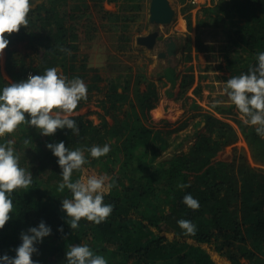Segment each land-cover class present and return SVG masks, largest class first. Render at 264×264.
I'll list each match as a JSON object with an SVG mask.
<instances>
[{
	"label": "trees",
	"instance_id": "trees-1",
	"mask_svg": "<svg viewBox=\"0 0 264 264\" xmlns=\"http://www.w3.org/2000/svg\"><path fill=\"white\" fill-rule=\"evenodd\" d=\"M96 1L95 8L113 4L110 17L122 24L136 17L128 15L129 0ZM132 1L139 8V1ZM228 2L219 4L218 10L206 11L223 26V71L230 78L247 72L256 64V54L264 51V0ZM31 5L29 26L5 34L10 42L0 54V88L55 67L68 79L82 78L88 93L71 117L79 126L78 134L65 129L44 137L22 125L0 137V143L12 141L20 166L33 176L28 189L12 193L14 212L0 229V255L15 256L21 233L44 221L52 233L36 245L38 251L32 259L38 264H65L69 245L81 243L103 255L108 264H217L211 252L229 264H264V137L256 134L255 126L240 118L229 123L202 114L199 124L203 130L195 134L194 142L186 148L179 146L172 156L158 162L169 150L167 137L172 131H163L161 122L151 117L160 100L155 86L140 77L124 79L121 75L108 80L88 66L73 25L86 13L84 0H31ZM204 25L205 21L198 22L195 32ZM186 29L192 31L189 21ZM193 38L186 43L189 67L180 76V96L188 90L194 96L201 94L192 57L210 49L198 33ZM90 115L102 118V126H93L87 119ZM26 138H30L27 145ZM60 141L69 148L111 146L99 159L85 151L90 163L72 177L75 181L82 176L106 175V183L113 184L104 201L113 204V211L99 225L82 219L80 227L71 230L66 223L61 200L71 194L67 189L58 191L61 170L45 147ZM181 183L188 187L179 188ZM188 193L199 201L197 210L182 203ZM180 219L192 221L196 234H185L178 226ZM61 227L63 231H58ZM164 233L173 234L174 239L169 241Z\"/></svg>",
	"mask_w": 264,
	"mask_h": 264
},
{
	"label": "clouds",
	"instance_id": "clouds-1",
	"mask_svg": "<svg viewBox=\"0 0 264 264\" xmlns=\"http://www.w3.org/2000/svg\"><path fill=\"white\" fill-rule=\"evenodd\" d=\"M31 0H0V54L9 44L5 34H13L22 27L29 26ZM61 51H68L61 49ZM223 93L228 101L241 114L243 122L255 126L257 135L264 137V51L256 54V64L247 72L232 76L223 82ZM88 88L80 77L68 79L58 74L57 68L49 67L43 74L29 75L27 79L9 83L0 88V137L15 132L19 126L34 128L40 136H53L57 130H71L79 133V126L71 118L82 100L87 99ZM214 101L212 107L220 104ZM30 138L24 140L29 143ZM12 141L0 143V229L11 219L14 212L12 193L17 189H28L33 183L29 169L20 166V155ZM46 149L56 158L62 180L58 191L67 189L71 196L61 200V210L71 230L80 227L82 219L99 225L113 211V204L105 203V194L113 184L106 183V175H89L73 181L74 171H83L90 157L99 159L106 156L110 144L92 145L89 148H69L63 141L47 143ZM179 188L188 187L178 184ZM182 203L192 210L199 208V201L191 193L184 195ZM178 226L187 235L196 234V225L188 219L177 221ZM63 231L62 227L57 229ZM52 228L44 221L27 229L20 235L21 243L15 249V256L0 255V264H38L32 259L38 251L36 245L50 236ZM65 264H108L106 258L94 252L86 244L69 245L65 252Z\"/></svg>",
	"mask_w": 264,
	"mask_h": 264
},
{
	"label": "rangeland",
	"instance_id": "rangeland-1",
	"mask_svg": "<svg viewBox=\"0 0 264 264\" xmlns=\"http://www.w3.org/2000/svg\"><path fill=\"white\" fill-rule=\"evenodd\" d=\"M228 1L210 0L209 6L192 8L188 0H168L174 15L168 25L162 26L150 21L151 0H137L139 8L132 0L126 3L128 8L129 4L131 7L128 15H136L133 20L127 21L124 18L126 25L110 17V11H115L113 4H102L101 8H95L96 0H84L83 8L86 13L73 22L78 34L76 41L80 54L87 59L89 67L98 69L108 80H116L121 75L125 76L124 79L131 77L135 80L140 77L155 86L160 100L157 107L151 111V117L155 122H161L159 128L163 131H172L167 137L169 150L160 155L158 162L172 156L179 146L186 148L194 142L195 134L203 130L202 123L199 124L202 114L210 113L229 123L235 118L243 120L241 116L236 115L234 106L222 91L223 82H226L230 75L229 72L223 71L225 62L222 51L226 47L223 26L206 11L211 8L218 10L219 4L226 6ZM188 21L191 23V32L186 29ZM200 21H205L207 25L195 32ZM154 32L158 33V37L153 48L137 44L139 37ZM196 33L202 43L210 49L208 53L193 54L192 57L194 71L200 77L198 82L201 94L194 96L192 90H188L180 96V76L189 67L186 63V43L189 37L193 38ZM169 39L176 43L175 55L159 57V54L166 53L165 42ZM177 77L179 79L175 80ZM217 100L221 103L213 108L212 104ZM87 119L93 126H102L103 119L97 115H90ZM245 151L250 155L247 148ZM164 235L169 241L174 239L171 233ZM203 247L207 249L206 246ZM211 255L215 263L229 264L218 254L211 252Z\"/></svg>",
	"mask_w": 264,
	"mask_h": 264
},
{
	"label": "water",
	"instance_id": "water-1",
	"mask_svg": "<svg viewBox=\"0 0 264 264\" xmlns=\"http://www.w3.org/2000/svg\"><path fill=\"white\" fill-rule=\"evenodd\" d=\"M150 21L157 25H168L174 15L172 8L169 5L168 0H151L150 8H149ZM158 37V33L154 32L147 36L139 37L137 39V44L145 45L148 48H153L156 39ZM166 53L159 54V57H164L167 55L168 57H172L176 53V43L172 40H168L165 42Z\"/></svg>",
	"mask_w": 264,
	"mask_h": 264
},
{
	"label": "built area",
	"instance_id": "built-area-1",
	"mask_svg": "<svg viewBox=\"0 0 264 264\" xmlns=\"http://www.w3.org/2000/svg\"><path fill=\"white\" fill-rule=\"evenodd\" d=\"M189 5L192 8H200L210 5V0H188Z\"/></svg>",
	"mask_w": 264,
	"mask_h": 264
}]
</instances>
